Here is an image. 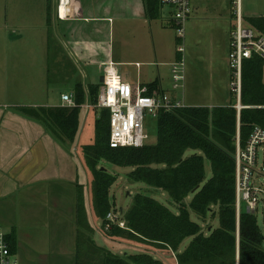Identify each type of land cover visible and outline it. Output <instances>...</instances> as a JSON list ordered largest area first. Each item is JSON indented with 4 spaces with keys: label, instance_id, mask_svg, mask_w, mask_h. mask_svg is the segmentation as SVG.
Wrapping results in <instances>:
<instances>
[{
    "label": "trees",
    "instance_id": "trees-1",
    "mask_svg": "<svg viewBox=\"0 0 264 264\" xmlns=\"http://www.w3.org/2000/svg\"><path fill=\"white\" fill-rule=\"evenodd\" d=\"M50 0H48V6ZM149 18L160 17L158 0H145ZM49 14V12H48ZM49 21V15L47 17ZM252 24H263L260 15H248ZM264 60L258 55L245 59L242 68L241 104L192 106L172 111L160 110L157 116V142L142 146L111 147L110 110L95 107V141L85 144L86 155L93 179V206L102 219V230L108 237L151 242L176 251L178 264H264V233L257 217L243 208L237 215L236 141L240 131L244 143L255 125L264 127ZM99 85L91 86V103L95 104ZM157 82L149 84L148 94L156 93ZM76 106L42 108V114L24 111L49 120L66 140L73 142L79 131L81 104L86 101L83 85H75ZM202 153L186 155L189 150ZM106 159L116 165L131 166V179L142 181L168 192L179 212L157 198L137 193L132 206L122 217L127 227L109 222L107 214L114 210L110 189L117 176L98 163ZM209 159L212 175L206 178L205 160ZM192 195L188 204L186 198ZM191 208L198 217H219V226L205 233L203 225L191 218ZM116 210V209H115ZM78 224L93 230L88 222L83 194L78 199ZM210 226V225H209ZM11 253L16 255L18 241L15 234L7 233ZM191 237L189 245L179 252L182 242ZM97 257L88 264H165L149 252L120 255L98 248Z\"/></svg>",
    "mask_w": 264,
    "mask_h": 264
},
{
    "label": "crops",
    "instance_id": "crops-1",
    "mask_svg": "<svg viewBox=\"0 0 264 264\" xmlns=\"http://www.w3.org/2000/svg\"><path fill=\"white\" fill-rule=\"evenodd\" d=\"M127 2H130L129 6L119 9L118 14L124 16L128 13L129 19L140 21L135 26L137 25L139 37L142 38L140 41L139 38L132 40L127 34L128 40L123 39L124 46H119V38H123L121 36L125 32H118L115 24L107 26L104 23L111 20V16L87 14V9L91 12L105 7L100 0H50L49 6L46 0L44 10L46 15L49 12V21H46L48 34L50 36L51 31L53 40L57 42L54 58V49L50 51V43L47 44L48 53L51 54L48 71H52V59L57 65V68L54 67L57 78L49 81V84L53 87L68 85L69 88H48L40 97L32 96L33 91H25L30 95L27 96L15 89H0V223L8 222L10 228L5 233L13 232L17 237L18 249L14 256L22 264H34L31 262L33 251L20 240L21 232L16 226L20 211L13 210L14 206L6 209L1 205L11 195L15 202L19 199L21 208L22 200L30 203L28 206L31 209L27 217L30 221L46 216V223L52 224L51 235L60 243L64 244L65 239L69 238L68 233L70 237L73 235L75 249L72 253L78 259L73 264L91 263L94 261L92 257H97L100 253L98 248L102 246L96 243L95 228L91 223L92 217H98L93 206L94 176L87 164L83 146L93 143L84 139H88L92 124L95 127L97 116L95 108L86 106L92 101L91 86H101V77L105 75L108 65L115 67L134 89L149 87L150 83L157 82L156 92L173 93V89L165 87L162 77L163 66L171 65L173 60L165 55L163 44L157 41L145 0ZM193 17L195 16L192 15L189 19ZM86 19L90 20L88 25L79 24ZM92 19H97L95 22L98 23L92 24ZM145 22L149 23V31L146 30ZM94 26L97 35L90 34ZM148 33L152 34L153 40L148 38ZM107 37L109 40H105ZM227 60L229 63V57ZM54 73L49 72L48 80L54 77ZM78 82L83 85L86 101L81 107L79 131L73 142L64 139L49 120L24 111L34 110L43 115L44 108L66 106L62 104L61 95L65 92L74 93ZM216 88L219 89L218 94L222 86L217 85ZM182 95L186 99L185 94ZM30 101L32 102L28 103ZM199 105L202 104L192 106ZM214 106L218 105L211 104L209 107ZM90 188L92 203L88 206L86 190ZM80 194H83L88 222L93 230L78 224ZM44 236L43 233L42 237ZM27 237L30 235L27 234ZM81 256L85 258L79 261Z\"/></svg>",
    "mask_w": 264,
    "mask_h": 264
},
{
    "label": "rangeland",
    "instance_id": "rangeland-1",
    "mask_svg": "<svg viewBox=\"0 0 264 264\" xmlns=\"http://www.w3.org/2000/svg\"><path fill=\"white\" fill-rule=\"evenodd\" d=\"M100 2L105 6L102 5L104 7L102 10L89 12V9H87V14L90 16H111L112 19H108L104 23L107 26L115 24L118 32H125V35L121 36L123 38H119V46L123 45V39L128 40L127 34L132 40L139 38L140 41L142 37H139L140 31L136 27L137 25L135 26L140 21L129 19L128 13L124 16L118 14L119 9L125 5L129 6L130 2H127V0H100ZM192 3L191 17L192 15L195 17L187 20L185 24L184 87L173 88L172 64L163 66L162 77L165 87H168L169 90L173 89L172 95L181 96L182 93L185 94L186 99L184 100L187 105H234L238 103V99L230 88V65L227 60L235 23L234 16H232L234 11L231 0H192ZM45 5L46 0H0V89H15V91L27 96L30 95L25 91H33L32 96L40 97L46 89L53 87L49 84V81L56 80L54 67L57 68V65L54 64L52 59V71H48L51 54L48 53L47 44L50 43V51L54 49V58L57 51L55 48L57 42L53 40L51 31V35L48 34L46 21L49 14L47 12L46 15ZM172 10V7L165 6L164 16L152 19V29L153 32H156L157 41H160L164 46L165 55L175 62L177 60L178 45L177 27L167 22V17H170ZM242 10L245 16L264 15V0H242ZM12 14L14 16H11ZM92 21H94L92 24L98 23L95 22L97 19H92ZM89 23V19L79 22L82 25H88ZM146 25V30L149 31V23L145 22ZM90 34H98L95 26ZM147 35L150 40H153L151 33ZM105 40H109V38L107 37ZM49 72L54 73V77L52 76L50 80H48ZM217 85L222 86L218 94ZM53 88L62 90L68 89L69 86L54 85ZM166 92L170 93V91ZM220 93L222 95H219ZM144 131L146 135L145 143L157 142L156 116L146 114ZM95 137V127L92 124L89 128V137L84 141L94 142ZM195 152L202 153L199 150L189 149L186 155ZM259 162L261 163V160ZM98 167L99 169H106L109 173L117 176L116 182L110 189V201L114 204L113 211L117 214L121 213V217H124L123 214L132 206L134 196L137 193L151 195L169 206L174 212H179L177 204L173 202L168 192L145 182L131 179L129 173L133 167L116 165L106 159L100 161ZM205 168L206 178H210L212 167L209 159L205 160ZM255 183L264 188V173L255 176ZM192 197V195H189L186 198V203L189 204ZM86 200L88 206L91 205L92 188L86 190ZM4 201L1 205L5 206L6 209H8V206H14L13 210L20 211L17 214L18 222L16 226L21 232L20 240L28 249L33 251L31 262L34 264H73L76 260L78 261L72 253L75 249V239L72 234L70 237L68 233L69 238L65 239L64 244L60 243L51 235L52 224L46 223V216L36 218L35 221H30L27 218L31 209V206H28L30 203L22 200L21 208L19 199L15 202L12 195ZM243 208L245 209L244 204ZM189 210L191 218L203 225L206 234L210 232V227L216 228L219 226L218 216H209L203 220L191 208ZM255 216L264 233V202L260 204L259 212ZM91 223L95 228V240L99 246L120 255L146 251L153 254L155 258L163 260L165 264H178L176 251L151 242L108 237L101 228L102 219L99 217H92ZM9 228L10 224L8 222L0 223V230L6 232ZM43 233L45 234L44 237H42ZM27 234L30 237H27ZM191 240V237H187L178 251L182 252ZM59 251L61 252L59 253ZM84 258L81 256L79 261L84 260ZM96 260L99 262L100 257H97Z\"/></svg>",
    "mask_w": 264,
    "mask_h": 264
},
{
    "label": "built area",
    "instance_id": "built-area-1",
    "mask_svg": "<svg viewBox=\"0 0 264 264\" xmlns=\"http://www.w3.org/2000/svg\"><path fill=\"white\" fill-rule=\"evenodd\" d=\"M160 16H164V7L173 10L167 22L177 27V60L172 63L171 75L173 88L184 87L185 80V24L192 12V0H158ZM234 14V28L230 40L229 65L231 71L230 88L237 96L236 107L241 109L242 68L245 59L258 55L264 60V15L263 24L249 22L242 10V0H231ZM264 80V67H263ZM148 86L134 89L130 82L124 80L115 67L108 65L104 80L99 88L95 104L87 107L109 108L110 110V138L111 147L142 146L145 143L146 114L158 116L160 110L172 111L187 106L184 96L171 95L167 92L148 94ZM62 104L76 106L74 93H62ZM84 104H81V107ZM236 182H237V215L240 216L243 204L249 214L259 212L260 204L264 202V188L255 183V176L264 173V127L255 125L247 140L242 143L240 131L236 137ZM261 160V163L259 162ZM106 228L117 224L127 227L121 213L111 210L107 214ZM6 233L0 230V264H22L10 249L6 240Z\"/></svg>",
    "mask_w": 264,
    "mask_h": 264
},
{
    "label": "water",
    "instance_id": "water-1",
    "mask_svg": "<svg viewBox=\"0 0 264 264\" xmlns=\"http://www.w3.org/2000/svg\"><path fill=\"white\" fill-rule=\"evenodd\" d=\"M104 76L101 77V82H103Z\"/></svg>",
    "mask_w": 264,
    "mask_h": 264
},
{
    "label": "bare ground",
    "instance_id": "bare-ground-1",
    "mask_svg": "<svg viewBox=\"0 0 264 264\" xmlns=\"http://www.w3.org/2000/svg\"><path fill=\"white\" fill-rule=\"evenodd\" d=\"M63 11V10H62Z\"/></svg>",
    "mask_w": 264,
    "mask_h": 264
}]
</instances>
